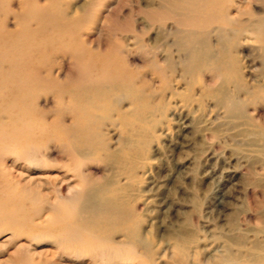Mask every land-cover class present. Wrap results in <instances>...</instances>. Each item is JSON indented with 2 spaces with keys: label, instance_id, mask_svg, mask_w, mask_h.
Here are the masks:
<instances>
[{
  "label": "rangeland",
  "instance_id": "1",
  "mask_svg": "<svg viewBox=\"0 0 264 264\" xmlns=\"http://www.w3.org/2000/svg\"><path fill=\"white\" fill-rule=\"evenodd\" d=\"M215 2L0 0V264H264V0Z\"/></svg>",
  "mask_w": 264,
  "mask_h": 264
},
{
  "label": "bare ground",
  "instance_id": "2",
  "mask_svg": "<svg viewBox=\"0 0 264 264\" xmlns=\"http://www.w3.org/2000/svg\"><path fill=\"white\" fill-rule=\"evenodd\" d=\"M216 0H192V2L194 3V6L192 7V9H204L205 5H215ZM226 1V0H225ZM181 2V1H180ZM179 2V3H180ZM190 2V1H189ZM245 2V0H244ZM183 4V3H181ZM205 4V5H204ZM183 5H186L183 4ZM193 5V4H192ZM220 6V5H219ZM215 7V6H213ZM191 8V7H190ZM206 8V7H205ZM210 8V7H209ZM194 10V11H195ZM205 10V9H204ZM185 11V10H184ZM193 11V12H194ZM202 11V10H201ZM226 11V10H225ZM229 11V10H228ZM186 12V11H185ZM190 13V12H189ZM197 13V12H196ZM201 13V12H200ZM227 13V12H225ZM195 14V13H193ZM224 16V15H223ZM191 19V17H187V18H180L178 21L182 24L185 23V21L187 22V20ZM228 19V18H227ZM202 20V19H201ZM226 22V21H225ZM201 23V22H200ZM227 23V22H226ZM199 24V23H198ZM200 25V24H199ZM198 25V26H199ZM194 26V25H193ZM202 26V25H201ZM204 27V26H203ZM206 27V26H205ZM204 27V29H205ZM188 28V27H187ZM200 27H197V29ZM188 44V42H187ZM193 44V43H192ZM185 47V46H184ZM185 49V48H184ZM26 132V131H25ZM20 145V144H19ZM19 154V153H18ZM27 154V153H26ZM33 155V154H32ZM12 193V192H11ZM15 207V206H14ZM85 207V206H84ZM82 207V208H84ZM4 208V207H3ZM7 208V207H6ZM11 208V207H10ZM63 210H65L64 212V216L63 218L52 215L50 216V219H48L47 221H49L52 225H54V228H50L47 230L50 232V234L52 235L54 232H60V235H62V237H59V239H62L66 242L62 243L64 245L70 246V247H76V245H78L79 247H91L90 245L94 244V243H100V241H96V238H94L91 233H89L86 229H88L87 224H82L83 222H81V220H77L75 222H73V225H71L72 223H70V225L64 226L62 229L56 230V226L57 225H64V223H66L67 219L70 216V211L69 209H67L65 206L61 207ZM86 209V208H84ZM8 210V209H7ZM82 212H84L83 209L78 210V216L82 215ZM21 213V212H20ZM39 213V212H38ZM35 214V213H34ZM37 217V216H36ZM35 220V219H34ZM18 221V220H17ZM23 222V221H22ZM81 223V224H80ZM78 224H80L78 226ZM56 228V229H55ZM41 232V231H40ZM35 234V233H34ZM49 234V236H50ZM55 235V234H54ZM47 236V235H45ZM40 238V237H38ZM56 238L53 236L52 240ZM49 240V239H48ZM98 245V244H97ZM107 247V246H106ZM109 248V247H108ZM117 249V248H116ZM113 250V248H112ZM117 251V250H116ZM91 252V251H90ZM94 252V251H93Z\"/></svg>",
  "mask_w": 264,
  "mask_h": 264
}]
</instances>
